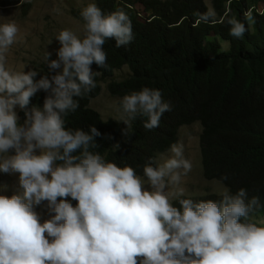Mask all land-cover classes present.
Instances as JSON below:
<instances>
[{
	"label": "clouds",
	"instance_id": "1",
	"mask_svg": "<svg viewBox=\"0 0 264 264\" xmlns=\"http://www.w3.org/2000/svg\"><path fill=\"white\" fill-rule=\"evenodd\" d=\"M232 3L224 0L218 14L204 0L206 10L194 13L192 27L226 24L231 37L243 38L253 8L238 18ZM79 15V32L54 33L59 47L55 59L44 51V75L9 66L20 28L0 17V174H18L15 191L0 194V264H264V203L243 187L232 193L223 185L226 175L215 199L190 195L184 177L192 163L182 141L142 164H118L98 150L102 134L95 124L68 125L97 87L100 71L91 66L106 67L105 42L119 48L134 39L122 8L105 12L89 0ZM38 92L46 94L42 105L32 103ZM193 103L188 99L183 118ZM113 110L111 119L125 125L121 134L128 137L138 119L145 130L158 128L172 106L159 89L143 86L120 97ZM119 148L111 145L113 152ZM7 188L0 185V193Z\"/></svg>",
	"mask_w": 264,
	"mask_h": 264
},
{
	"label": "trees",
	"instance_id": "2",
	"mask_svg": "<svg viewBox=\"0 0 264 264\" xmlns=\"http://www.w3.org/2000/svg\"><path fill=\"white\" fill-rule=\"evenodd\" d=\"M95 3L105 12L122 8L132 20L134 39L119 48L113 40L105 42L106 67L91 66L100 71L97 87L80 100V108L67 118L68 125L86 130L95 124L102 134L96 138L98 150L118 164L124 161L136 166L145 157L165 151L182 127L198 121L203 125L204 177L221 181L226 175L223 185L232 193L243 187L249 197L258 196L264 203V15L255 11L264 9V0H233L232 12L238 18L243 10L253 8L254 19L241 39L231 37L226 24L192 27L194 13L206 10L204 0ZM210 3L218 14L223 12L224 0ZM124 67L129 70L128 78L108 85L113 97L148 86L159 89L162 99L172 106L158 128L145 130L138 119L128 137L121 134L123 127L113 120L104 121L90 107L102 91V82ZM45 95L38 92L32 103L42 105ZM188 99L194 102L193 113L183 118L181 111ZM115 143L120 148L113 152Z\"/></svg>",
	"mask_w": 264,
	"mask_h": 264
},
{
	"label": "rangeland",
	"instance_id": "3",
	"mask_svg": "<svg viewBox=\"0 0 264 264\" xmlns=\"http://www.w3.org/2000/svg\"><path fill=\"white\" fill-rule=\"evenodd\" d=\"M18 1L20 0H0V17L14 19L20 28V39L8 53V64L13 68L28 65L26 71L34 67L40 70V74L48 73L47 66L43 65L41 57L47 50L52 53V59L56 58L55 50L59 44L54 38V33L62 28L79 32L83 23L79 12L89 0H24L23 5L18 4ZM5 4L11 5L4 7ZM128 76L127 67L115 72L112 78L102 82L100 95L90 103V107L98 112L104 121L113 120L111 119L115 115L113 106L119 100L118 97H113L109 93L108 85L113 82H122ZM192 113L193 111L189 115ZM115 122L125 127L123 123ZM193 123L195 122L182 127L176 133L175 142L180 140L185 144V155L192 163L191 171L184 177L185 187L190 195L197 198L214 195L215 190L221 186V181H210L204 177L200 141L202 126L199 123ZM17 179L18 174H0V185H8L7 190L0 194L11 195L15 191ZM37 211L43 212V209L38 208Z\"/></svg>",
	"mask_w": 264,
	"mask_h": 264
},
{
	"label": "bare ground",
	"instance_id": "4",
	"mask_svg": "<svg viewBox=\"0 0 264 264\" xmlns=\"http://www.w3.org/2000/svg\"><path fill=\"white\" fill-rule=\"evenodd\" d=\"M9 3H10V2H9ZM18 4H21V2H20V1H18ZM23 4H24V2L22 3V5H23ZM10 5H11V4H10ZM10 5H7V6H10ZM7 6H6V7H7ZM179 131H180V130H179Z\"/></svg>",
	"mask_w": 264,
	"mask_h": 264
}]
</instances>
